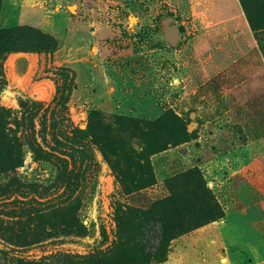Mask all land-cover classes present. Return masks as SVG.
I'll return each mask as SVG.
<instances>
[{"label": "rangeland", "instance_id": "rangeland-1", "mask_svg": "<svg viewBox=\"0 0 264 264\" xmlns=\"http://www.w3.org/2000/svg\"><path fill=\"white\" fill-rule=\"evenodd\" d=\"M18 26L58 46L0 54V264H264V0H0Z\"/></svg>", "mask_w": 264, "mask_h": 264}, {"label": "trees", "instance_id": "trees-1", "mask_svg": "<svg viewBox=\"0 0 264 264\" xmlns=\"http://www.w3.org/2000/svg\"><path fill=\"white\" fill-rule=\"evenodd\" d=\"M58 46V40L50 33L42 32L28 26H18L15 28L0 27V54L15 50H54ZM218 208V207H217ZM163 216V224L168 231V223L164 221V212H160Z\"/></svg>", "mask_w": 264, "mask_h": 264}]
</instances>
